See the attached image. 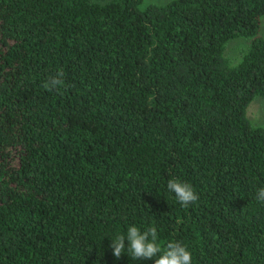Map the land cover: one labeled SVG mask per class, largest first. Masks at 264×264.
<instances>
[{
    "label": "trees",
    "instance_id": "obj_1",
    "mask_svg": "<svg viewBox=\"0 0 264 264\" xmlns=\"http://www.w3.org/2000/svg\"><path fill=\"white\" fill-rule=\"evenodd\" d=\"M142 2L0 0V264H155L113 256L133 224L192 264H264V0Z\"/></svg>",
    "mask_w": 264,
    "mask_h": 264
},
{
    "label": "clouds",
    "instance_id": "obj_2",
    "mask_svg": "<svg viewBox=\"0 0 264 264\" xmlns=\"http://www.w3.org/2000/svg\"><path fill=\"white\" fill-rule=\"evenodd\" d=\"M64 75L63 70H58L55 75L47 78L43 87L48 91H58L65 83ZM167 189L174 194L181 207L187 208L199 200L198 193L188 182L172 178L167 182ZM256 200L264 203V187L257 189ZM109 247L117 259L127 249L134 260L154 259L155 264H192V254L188 246L180 241H169L162 245L154 225L142 231L133 224L127 228L126 234L117 233L111 239Z\"/></svg>",
    "mask_w": 264,
    "mask_h": 264
},
{
    "label": "rangeland",
    "instance_id": "obj_3",
    "mask_svg": "<svg viewBox=\"0 0 264 264\" xmlns=\"http://www.w3.org/2000/svg\"><path fill=\"white\" fill-rule=\"evenodd\" d=\"M94 2L105 3L110 0H93ZM170 0H143L141 7L146 5L164 4ZM260 35L264 38V16L260 20ZM248 39L243 37H237L229 40L226 45L225 55L232 64L236 63L242 53V51L248 46ZM246 115L254 126H264V99L261 97H255L246 109Z\"/></svg>",
    "mask_w": 264,
    "mask_h": 264
}]
</instances>
